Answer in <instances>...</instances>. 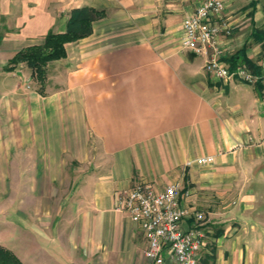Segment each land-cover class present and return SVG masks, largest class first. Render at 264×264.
Wrapping results in <instances>:
<instances>
[{"label":"crops","instance_id":"crops-1","mask_svg":"<svg viewBox=\"0 0 264 264\" xmlns=\"http://www.w3.org/2000/svg\"><path fill=\"white\" fill-rule=\"evenodd\" d=\"M198 3L0 0V246L23 264L6 241L17 231L29 264H149L137 225L114 211L138 182L179 183L182 204L204 214L200 264H264V90L217 83L204 56L180 48ZM224 3L233 35L221 60L245 48L235 62L257 72L264 0ZM84 7L104 16L47 65L42 93L25 64L5 69Z\"/></svg>","mask_w":264,"mask_h":264},{"label":"built area","instance_id":"built-area-1","mask_svg":"<svg viewBox=\"0 0 264 264\" xmlns=\"http://www.w3.org/2000/svg\"><path fill=\"white\" fill-rule=\"evenodd\" d=\"M233 35V24L225 14L224 0H199L196 8L181 22L178 44L196 56H204V72L222 84L240 82L264 90V57L257 72L246 65L230 66L221 60L222 44ZM212 157L197 160L208 165ZM182 187L173 183L156 189L138 182L117 192L114 211L121 212L137 225L145 243L144 256L149 264H163L162 253L168 252L175 264H200L207 245L205 216L181 202ZM191 222V226H185Z\"/></svg>","mask_w":264,"mask_h":264},{"label":"trees","instance_id":"trees-1","mask_svg":"<svg viewBox=\"0 0 264 264\" xmlns=\"http://www.w3.org/2000/svg\"><path fill=\"white\" fill-rule=\"evenodd\" d=\"M104 12L96 11L92 8L84 7L73 10L66 24V30L63 33L49 32L41 45L29 46L18 51L8 62L7 71H12L15 66L25 64L31 70L32 76L37 83L38 91L43 92L46 81L47 65L53 61L60 60L66 56V44L76 42L89 36L92 32V22L103 17ZM261 35V32L255 30L253 38ZM258 38V37H257ZM263 40V39H262ZM244 49L238 53L244 52ZM227 60L230 66L236 64L235 60L238 54ZM251 68L253 65L244 59ZM258 86V85H256ZM260 87V86H258ZM0 264H23L17 256L9 249L0 246Z\"/></svg>","mask_w":264,"mask_h":264},{"label":"rangeland","instance_id":"rangeland-1","mask_svg":"<svg viewBox=\"0 0 264 264\" xmlns=\"http://www.w3.org/2000/svg\"><path fill=\"white\" fill-rule=\"evenodd\" d=\"M7 243L16 248L21 257H24V261L29 264V238L25 239L22 233L17 231L14 237H11Z\"/></svg>","mask_w":264,"mask_h":264}]
</instances>
